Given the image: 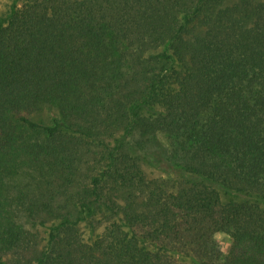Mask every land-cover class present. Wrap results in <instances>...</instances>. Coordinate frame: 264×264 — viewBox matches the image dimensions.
Listing matches in <instances>:
<instances>
[{
	"label": "trees",
	"instance_id": "obj_1",
	"mask_svg": "<svg viewBox=\"0 0 264 264\" xmlns=\"http://www.w3.org/2000/svg\"><path fill=\"white\" fill-rule=\"evenodd\" d=\"M0 264H264V0H13Z\"/></svg>",
	"mask_w": 264,
	"mask_h": 264
},
{
	"label": "rangeland",
	"instance_id": "obj_2",
	"mask_svg": "<svg viewBox=\"0 0 264 264\" xmlns=\"http://www.w3.org/2000/svg\"><path fill=\"white\" fill-rule=\"evenodd\" d=\"M12 1L13 0H0V16L5 13V11L10 6ZM41 116H43V115H41ZM158 138L161 141V144L163 146H165V144H168V141L165 138V136L158 135ZM141 145L144 148V150L147 151V152H149L150 150H154V149H156L158 151H161L160 147L156 146L155 138H149V139H146V140H141ZM140 156H142V155H140ZM149 160L151 162H153L151 157H149ZM145 171L147 172L148 178H156V177L165 178V175H163L162 173H160L159 171H157L155 169H151V168L146 167ZM28 182H29L28 175L25 174L24 172H20L14 178V182H13L14 188L10 191L11 195L13 196V194L16 193L18 188L26 187L27 186L26 184ZM214 240H215V242L217 244L218 250L221 252V255H225L227 253L229 247H230V244H231L230 237L227 234H225V233H219V234L215 235Z\"/></svg>",
	"mask_w": 264,
	"mask_h": 264
}]
</instances>
